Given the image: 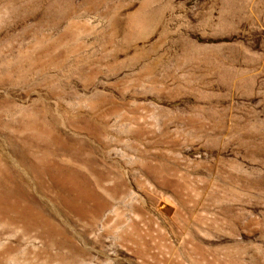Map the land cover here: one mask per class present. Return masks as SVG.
Masks as SVG:
<instances>
[{"label": "rangeland", "instance_id": "obj_1", "mask_svg": "<svg viewBox=\"0 0 264 264\" xmlns=\"http://www.w3.org/2000/svg\"><path fill=\"white\" fill-rule=\"evenodd\" d=\"M221 1L0 17V264H264V1Z\"/></svg>", "mask_w": 264, "mask_h": 264}, {"label": "bare ground", "instance_id": "obj_2", "mask_svg": "<svg viewBox=\"0 0 264 264\" xmlns=\"http://www.w3.org/2000/svg\"><path fill=\"white\" fill-rule=\"evenodd\" d=\"M104 1L106 2L107 0H0V17L1 16H4L5 14L9 15V14H22L21 12L23 13H27L30 12V10H35V12H38L39 13V16L42 15V18L46 15H53V16H57V17H61L63 16L64 14L65 15H71V14H74L76 12L81 11L80 9H88L90 8V10H92L91 8L93 7H97L98 4L102 3L104 4ZM113 1V0H112ZM145 4V0H143ZM154 1V0H153ZM221 1V0H220ZM227 2L229 3L230 5L233 6V10H235L236 8V4L237 2H235V0H224V2ZM255 1V0H254ZM261 1V0H260ZM264 1V0H263ZM111 2V1H110ZM222 2V1H221ZM220 2V3H221ZM259 2V1H258ZM260 3V2H259ZM100 4V5H102ZM114 3H111V5H113ZM116 4V3H115ZM114 4V5H115ZM141 4V3H140ZM166 4V3H165ZM235 4V5H234ZM106 5V4H105ZM147 4H145L146 6ZM104 6V5H102ZM109 6V5H108ZM119 6V5H118ZM154 6V5H153ZM229 6V5H227ZM99 7V5H98ZM110 7V6H109ZM121 7V6H119ZM162 7V5H161ZM230 7V6H229ZM107 8V7H106ZM116 8V6H115ZM94 9V8H93ZM111 9V8H109ZM118 9V8H117ZM116 9V10H117ZM136 10L132 13L131 16H133V20H132V24L133 25H136L138 28L139 27H146V26H152L153 24H156V21H158L159 19L156 18L155 19V15L153 12L149 14V11L147 12V14H149L151 16H154V19H148V15L146 13H144L143 11V7L142 6H139L138 8H135ZM145 9V8H144ZM165 9V8H164ZM89 10V9H88ZM87 10V11H88ZM112 10V9H111ZM115 10V9H114ZM148 10V9H147ZM156 10V9H155ZM230 10V9H229ZM83 11V10H82ZM86 11V10H85ZM108 11V10H107ZM228 11V10H227ZM89 12V11H88ZM115 12V11H114ZM162 12V11H160ZM9 13V14H8ZM111 13V12H110ZM122 13V12H121ZM85 14V13H84ZM114 14V13H112ZM158 14V12H157ZM35 15V14H34ZM33 15V17H34ZM69 17L71 18L72 16ZM117 15V14H116ZM121 15V14H120ZM38 16V17H39ZM52 16V17H53ZM80 16H83V15H80ZM122 16V15H121ZM157 16V15H156ZM228 16H236L234 14V11L230 10ZM19 17V16H18ZM17 17V18H18ZM21 17V16H20ZM48 17V16H47ZM51 17V18H52ZM56 17V18H57ZM148 17V18H147ZM3 18V17H2ZM27 18V16H26ZM25 18V19H26ZM35 18V17H34ZM45 18V17H44ZM50 18V17H49ZM55 18V19H56ZM77 18V17H76ZM121 18V17H120ZM160 18V17H159ZM24 19V18H23ZM33 19V18H32ZM55 19H52V20H55ZM62 19V18H61ZM73 19H74V16H73ZM81 19V18H80ZM99 19V18H98ZM158 19V20H157ZM162 19V18H161ZM231 19V18H230ZM16 20V18L14 19ZM38 20V18H37ZM85 20V19H84ZM36 21V20H35ZM40 21V19H39ZM88 21V20H87ZM26 22V21H25ZM38 22V21H37ZM61 22V21H60ZM69 22V21H68ZM73 22V20H72ZM114 22V20H113ZM118 22L115 21L114 23ZM123 22V21H122ZM160 22V20H159ZM20 23H22L20 21ZM92 23V22H91ZM123 24V23H122ZM76 25V24H75ZM74 25V26H75ZM113 26V25H112ZM121 26V25H120ZM76 27V26H75ZM119 27V26H118ZM117 27V28H118ZM67 29V28H66ZM113 29V28H112ZM141 29V28H140ZM143 29V28H142ZM65 30V29H64ZM68 30V29H67ZM145 30V29H144ZM141 31V30H140ZM136 32V30H135ZM138 32V31H137ZM115 33V32H113ZM164 34H162L161 36H163ZM188 35V34H187ZM41 36V35H40ZM115 38V37H114ZM108 39H111V38H108ZM112 40V39H111ZM192 46V45H191ZM192 50V49H191ZM233 74V73H232ZM72 158V157H71ZM79 160V159H78Z\"/></svg>", "mask_w": 264, "mask_h": 264}]
</instances>
